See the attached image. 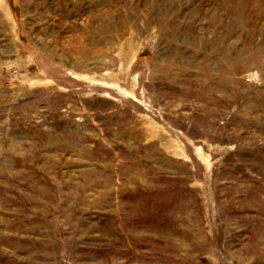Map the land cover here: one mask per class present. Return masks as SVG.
Returning <instances> with one entry per match:
<instances>
[{
	"label": "rangeland",
	"instance_id": "374dc122",
	"mask_svg": "<svg viewBox=\"0 0 264 264\" xmlns=\"http://www.w3.org/2000/svg\"><path fill=\"white\" fill-rule=\"evenodd\" d=\"M0 264H264V0H0Z\"/></svg>",
	"mask_w": 264,
	"mask_h": 264
}]
</instances>
